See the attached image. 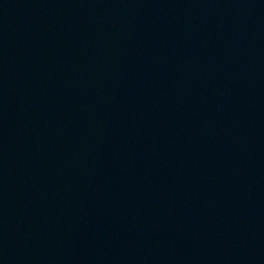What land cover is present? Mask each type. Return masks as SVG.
I'll return each instance as SVG.
<instances>
[{"label": "water", "instance_id": "water-1", "mask_svg": "<svg viewBox=\"0 0 264 264\" xmlns=\"http://www.w3.org/2000/svg\"><path fill=\"white\" fill-rule=\"evenodd\" d=\"M0 264H264V0H0Z\"/></svg>", "mask_w": 264, "mask_h": 264}]
</instances>
